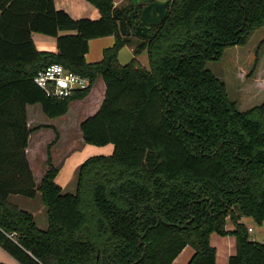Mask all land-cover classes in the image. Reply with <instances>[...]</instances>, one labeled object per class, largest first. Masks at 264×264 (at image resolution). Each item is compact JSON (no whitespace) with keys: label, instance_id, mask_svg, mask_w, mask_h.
Returning <instances> with one entry per match:
<instances>
[{"label":"trees","instance_id":"trees-1","mask_svg":"<svg viewBox=\"0 0 264 264\" xmlns=\"http://www.w3.org/2000/svg\"><path fill=\"white\" fill-rule=\"evenodd\" d=\"M87 1L98 20H75L54 0H0V247L18 264H172L186 247L194 250L187 264H216L211 235L232 233L229 264H264V243L243 222L264 224V103L238 110L206 68L264 27V0H171L164 23L137 39L149 67L118 60L133 43L119 20L130 0ZM34 34L56 38L57 54L37 50ZM108 36L114 46L88 64L89 41ZM53 64L106 85L101 108L79 130L87 145L114 150L83 162L74 195L57 183L50 151L40 186L26 156L29 136L43 127L28 128L27 106L60 118L92 89L48 98L34 78ZM38 192L46 230L9 202Z\"/></svg>","mask_w":264,"mask_h":264},{"label":"crops","instance_id":"crops-1","mask_svg":"<svg viewBox=\"0 0 264 264\" xmlns=\"http://www.w3.org/2000/svg\"><path fill=\"white\" fill-rule=\"evenodd\" d=\"M54 1H55V6L58 10H63L67 12L75 20H79V19L98 20L101 17L99 10L94 5L89 3L87 0H54ZM113 2L116 7H122V6H126L129 0H113ZM62 34L65 35L69 33H62ZM130 38L132 39L133 43L132 45H127L120 50L118 54L119 63L122 66H126L129 63H131L133 60H137L142 66H145L144 64L148 62L147 52L144 51L142 54L136 55L135 52H136V46L138 44V40L133 36ZM33 41L35 43L37 50L39 51L50 52L53 54H57L58 52L56 38L42 34H34ZM114 44H115L114 36H108V37L90 40L89 52L86 55V62L88 64H95L101 62L104 57V51L106 49L112 48ZM260 60L264 61V53ZM240 69L241 72L239 74L237 73L236 76L237 78L239 77L243 80V86H244L246 82H249L247 81L249 80L247 78H249L251 74H248V71L245 68L242 69V67H240ZM237 92H238L237 94L238 96L243 92V89H239ZM105 95H106V85L103 79L100 77L92 85V89L89 95L85 99L74 101L70 106L72 107L74 105L76 107V111L79 112L80 114L83 113L82 116H84V119H86L88 117L95 115L99 111L104 101ZM240 100H242V97H240L239 99L236 98V101H234V103H236L237 105V102H240ZM37 105L27 106V125L30 130L39 127L37 125L36 127H32V125L39 124L38 120L44 117L43 116L44 113L42 111L41 105H39L40 108H36ZM67 115L63 117H66ZM41 125L43 126L41 129L34 131L29 136L28 147L26 149V156L30 164V168L32 169L35 182L38 186H40L48 167L46 164L47 160H45L46 157L44 158L43 155V158L41 159L42 161H38L37 153L42 149V146L46 144V140L49 141L50 139H52V137L55 138V136L48 135L47 136L48 139H47V137L44 136V132L54 133L55 131H57L60 134L59 126H55L51 124H41ZM74 132L78 133L77 131ZM79 134L81 140L80 143H82L81 149H79L80 151L78 150L73 151L74 146L77 145L75 144L76 143L75 140H77L78 138L74 139L72 136H69L70 139L67 143V146L69 145L68 148L69 150H72V152L68 156H66L62 162L57 163L55 160H53L54 166L59 170V175L56 181L61 186L64 194L74 195L76 193L79 170L83 162L89 157L98 155L95 153L96 151H99L98 149H96L97 147L94 148V146L87 145L83 140L82 133L80 132ZM33 137L35 138L36 145L32 146ZM55 140H57V138ZM102 148H104L102 151H104L103 153L105 156L111 155L114 150V147L112 145ZM55 152L56 149H54V151L52 152L54 156H55ZM9 202L18 206L21 210L32 214L35 219V223L39 229L46 230L48 228L49 226L48 209L43 202L42 195L40 192L37 193L35 198H27L21 195H12L9 198ZM243 222L245 223V225H247L248 228L253 229L248 225L249 222L254 223L253 219L245 218L243 219ZM226 229L229 233L233 232L234 225H232V227L227 225ZM254 233L255 231L253 229L252 234ZM263 237H264L263 234L260 236V238L256 236H252V238L256 239L257 241H261ZM210 243L211 246L216 249V264H229V258L231 256H234L237 252V239L234 235H232V233L226 236H220L214 233L210 237ZM193 255H194V250L191 247H186L172 264H187ZM0 263L18 264V262L6 251H4L1 247H0Z\"/></svg>","mask_w":264,"mask_h":264},{"label":"rangeland","instance_id":"rangeland-1","mask_svg":"<svg viewBox=\"0 0 264 264\" xmlns=\"http://www.w3.org/2000/svg\"><path fill=\"white\" fill-rule=\"evenodd\" d=\"M263 40L264 27L256 30L247 41L246 45L228 47L224 51L221 60L209 61L206 64V68L208 70L225 82L228 96L231 101L234 102L236 101V98L239 99L242 97V100L237 102V108L242 112H245L256 106H260L264 103V61L260 60L264 53V47L259 57L256 55L257 48ZM144 65L145 67H149L148 62H146ZM240 67H242V69L245 68L248 71V74H251V76L247 78L249 79L247 80L249 82H246L244 86L243 80L239 77L237 78L236 76L237 73L239 74L241 72ZM239 89H243V92L239 94L240 97L239 95L237 96V91ZM36 108H40V106L37 105ZM70 108L71 110H69L70 112L66 117L52 120L43 114L44 117L38 120L39 124L32 125V127H36V125L42 126L41 124H51L60 127V134L57 131L54 133L44 132V136L47 137L48 135H51L55 136V138L52 137V139L49 141L46 140V144L43 145L42 149L37 153L38 161H42L41 159L43 158V155L44 158L46 157L45 160H47L48 152L50 151L51 156H53V160H55L57 163L62 162L65 157L72 152V150H69L68 148L69 145L67 146V143L70 139L69 136H72L74 139H79L75 140V144L77 145L74 146L73 151H80L79 149H81L82 143H80L81 140L79 126L87 118L84 119V116H82L83 113L80 114L77 112L74 105L72 107L70 106ZM74 131H77L78 133H75ZM56 138L57 140H55ZM35 143V138L33 137L32 146L36 145ZM54 149H56L55 156L52 154ZM96 149L99 150L95 152L96 154L104 155V151H102L104 148ZM228 225L232 227V223L230 221H228ZM248 225L255 231L254 234L251 233V236L260 238L262 234L264 235V224L259 226L255 222H249Z\"/></svg>","mask_w":264,"mask_h":264},{"label":"water","instance_id":"water-1","mask_svg":"<svg viewBox=\"0 0 264 264\" xmlns=\"http://www.w3.org/2000/svg\"><path fill=\"white\" fill-rule=\"evenodd\" d=\"M171 0H130V7L119 17L123 36L150 38L154 27L161 26L168 16ZM134 17L129 26L128 18Z\"/></svg>","mask_w":264,"mask_h":264},{"label":"built area","instance_id":"built-area-1","mask_svg":"<svg viewBox=\"0 0 264 264\" xmlns=\"http://www.w3.org/2000/svg\"><path fill=\"white\" fill-rule=\"evenodd\" d=\"M34 82L48 98L58 100L68 99L74 92L86 90L92 86L90 78L71 72L59 64L40 70ZM249 232L252 233L253 229L249 228ZM252 240L257 241L254 238ZM261 242L264 243V237Z\"/></svg>","mask_w":264,"mask_h":264}]
</instances>
